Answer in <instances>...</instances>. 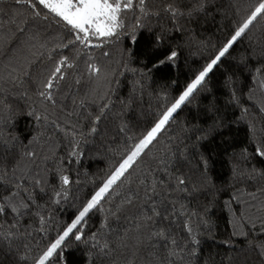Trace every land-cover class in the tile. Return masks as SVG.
Instances as JSON below:
<instances>
[{
    "label": "snow or ice",
    "instance_id": "snow-or-ice-1",
    "mask_svg": "<svg viewBox=\"0 0 264 264\" xmlns=\"http://www.w3.org/2000/svg\"><path fill=\"white\" fill-rule=\"evenodd\" d=\"M15 4H23L31 12L17 31L25 37L33 59L27 67H6L7 75L0 72V216L12 217L7 227L0 223V264H179L196 257L199 233L211 231L213 201L196 209L191 201L202 189L212 196L218 191L211 180L217 155L214 149L224 145L234 181L264 179V168L247 167L248 162L257 160L264 164V117L258 122L241 104L243 92L237 76L247 72L257 85L249 92L264 94V51L255 65L249 55L234 71L224 72L219 88L223 102L210 86L213 73L223 66L237 42L264 19V0H258L226 40L214 46L176 96L167 100L165 95L167 103L158 106L151 126L134 136L127 135L126 125L116 124L118 115H110L115 107L108 102L112 72L93 50L123 43L127 58L122 54L118 64L126 70L139 60L140 68L149 74L179 71L180 51L172 46L173 34L187 37L189 44L200 43L196 27L208 22L215 0H15ZM162 20L166 21L163 25ZM188 25L194 27L189 29ZM65 50H74V56L63 55ZM99 56L110 58L111 52L102 51ZM37 66L40 71L34 78ZM138 90L143 93L142 80L121 102L122 111L136 103ZM13 94L15 99L10 102L7 97ZM197 98L206 104H197L193 119L172 135L176 115ZM19 99L26 101L30 110L24 113L21 109V114L27 115L35 130L23 138L13 136V128L8 127L10 120L15 125L12 104ZM229 107L239 111L229 113ZM257 111L264 114V106ZM110 124L125 137L123 150H117L118 159L76 209L71 222L35 251L32 232L47 235L51 223V217L45 215L47 205L38 203L35 193L48 196L49 203L56 205L73 194L74 180L63 162L51 173L55 185L51 190L47 187L51 181L43 178L47 168L42 165L55 156L50 146L67 140L71 145L67 163H82L81 144L108 135ZM241 126L246 143L237 151ZM162 140L158 149L162 154L149 156ZM210 143L213 146L205 149ZM241 158L245 167H241ZM125 184L126 189L117 193L115 200L110 199ZM246 195L259 204L257 211L264 212V202L259 199L264 196V187ZM241 196L238 189L225 206ZM94 214H101L99 226L88 231ZM32 215L37 217L39 228H22L18 218ZM258 219L264 231V217ZM250 248L259 264H264V243ZM248 255L245 264H251Z\"/></svg>",
    "mask_w": 264,
    "mask_h": 264
},
{
    "label": "trees",
    "instance_id": "trees-1",
    "mask_svg": "<svg viewBox=\"0 0 264 264\" xmlns=\"http://www.w3.org/2000/svg\"><path fill=\"white\" fill-rule=\"evenodd\" d=\"M258 0H215L216 8L208 18L207 23H202L196 27L198 44H189L188 38H181L179 33L173 34V39L176 47L180 51L179 71L169 73H151L146 69L140 68V61L137 60L136 65L128 66L126 70L118 61L123 54L127 58V52L123 43L107 46L105 49L93 50L99 57L100 62L106 68H110L112 72L111 82L107 85V90L110 92L108 102L114 104L110 115H118L119 119L116 124L127 126V135L134 136L141 134L146 128L151 126V123L156 118L158 106L167 103L176 96L186 83L192 78L194 72L198 71L205 63L210 52L215 50L214 46H219L228 37L234 26L241 22L243 18L254 7ZM0 72L7 75L5 68L12 65L23 64L25 67L33 59L31 52L28 50V45L25 43V37L20 36L17 29L23 26V20L31 15V12L23 4L16 5L15 0H2L0 3ZM19 21L13 23V21ZM166 21H160V24H165ZM189 29L193 25L187 26ZM17 37L19 38L17 40ZM207 45V47H205ZM102 51H110L111 57L104 58L99 56ZM264 51V19L259 20L256 26L253 27L245 37H242L231 51V55L224 61L223 66L216 70L210 81V86L216 90V95L221 102L225 97L219 92L220 82L223 79V74L226 70H235V65L244 60L247 56L253 57L252 64L260 57ZM74 50H65L63 55L70 58L74 56ZM132 67L136 71H132ZM151 67V65H149ZM83 68V64H81ZM40 67L37 66L33 77L39 73ZM238 87L242 89L241 104L248 107L252 117L260 122L264 114H261L257 109L264 106V94L259 91L249 92L250 88H256L245 72L243 75L237 74ZM143 81V93L137 91L136 103L131 108H124L122 111V101H126L132 93L133 86L137 81ZM175 81V83H173ZM165 95L167 100L164 99ZM10 102L15 99L14 94L7 97ZM197 104L203 107L206 104L201 98L193 100L190 108H184L176 115L170 133L176 135L180 127L185 122L191 121L196 114ZM15 109V114L11 118L15 121V125L11 120L8 127H12V135L25 137L29 131L34 133L33 122L27 115L21 114V109L26 113L30 109L27 107L26 101L19 99L12 104ZM229 113L238 112L239 108L229 107ZM200 119L203 120V114H200ZM259 126V125H258ZM109 133L106 136H97L95 140H88L81 144V151L84 153L82 163H67L68 153L71 151V145L67 140L62 143L50 146V151L55 153L54 158L49 159L46 165L47 171L42 173L46 181H51L47 184L49 190L55 185V180L51 173L63 162V167L74 180L72 185L73 194L67 200H62L59 205L50 204L49 197L39 193H35L38 203L47 205L48 211L46 216L51 217V223L47 227V235L40 231H33V243L36 246L35 251H39L44 244L47 243L49 237L54 238L56 232L67 223H70L76 213V209L83 203L90 194L96 189L97 185L103 180L119 157V150L124 148L125 137L122 134H117L115 124L109 125ZM7 135V132L5 133ZM188 134H191L190 132ZM168 133H165V139ZM246 143L245 132L241 126L237 137L236 150L239 151ZM163 146V140L160 145L153 148L149 156L161 155L158 151ZM213 145L206 144L205 149L211 148ZM224 145L215 148V163L211 172L212 183L218 191L215 195H209L206 189H202L197 194V198L191 201L192 209H196L200 205L207 204L210 200L211 214L209 224L211 231L202 230L199 233L200 244L197 246L198 255L185 259L179 264H233V258L236 264H245V254L251 264H259L256 254L251 250L250 245L264 243V231L259 217H264V212L257 211L259 204L248 200L247 193L257 191L260 187H264V179L254 178L251 181H234L231 175V165L229 157L223 154ZM251 151V149H250ZM241 167H245L243 158H241ZM248 168H264L259 160L248 162ZM127 184L121 188H117L112 193L110 199L115 200L117 193L123 192ZM242 192L240 200H231V204L226 207V201H229L232 196L236 195L237 190ZM3 189L0 188V192ZM51 194V191H49ZM260 201L264 202V196H261ZM187 203V202H186ZM253 204L256 206L253 207ZM107 207V205H105ZM101 214H94L89 218L88 231H94L99 226ZM19 219V225L22 228L29 230L39 228L38 219L35 215L24 216ZM12 220L11 216H0V223L7 227L8 222ZM254 225V226H253ZM235 233V235L233 234ZM211 255L212 260L209 261Z\"/></svg>",
    "mask_w": 264,
    "mask_h": 264
}]
</instances>
